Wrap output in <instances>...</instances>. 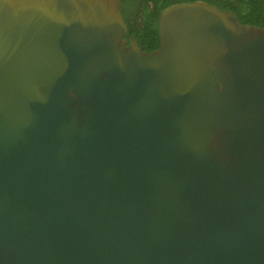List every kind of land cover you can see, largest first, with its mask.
I'll return each instance as SVG.
<instances>
[{"label":"water","instance_id":"water-1","mask_svg":"<svg viewBox=\"0 0 264 264\" xmlns=\"http://www.w3.org/2000/svg\"><path fill=\"white\" fill-rule=\"evenodd\" d=\"M121 1L0 0V264H264V27Z\"/></svg>","mask_w":264,"mask_h":264},{"label":"trees","instance_id":"trees-1","mask_svg":"<svg viewBox=\"0 0 264 264\" xmlns=\"http://www.w3.org/2000/svg\"><path fill=\"white\" fill-rule=\"evenodd\" d=\"M193 0H132L135 9L133 20L128 18L125 2L121 13L128 28L143 50L158 48L159 33L157 19L160 11L173 3ZM220 9L232 10L241 23L264 27V0H203ZM140 19V20H139Z\"/></svg>","mask_w":264,"mask_h":264},{"label":"flooded vegetation","instance_id":"flooded-vegetation-1","mask_svg":"<svg viewBox=\"0 0 264 264\" xmlns=\"http://www.w3.org/2000/svg\"><path fill=\"white\" fill-rule=\"evenodd\" d=\"M132 0H122L121 1V7L123 8V4H124V2H125V6H126V11H127V16H128V18H130L131 20H133L134 19V17H135V9L133 8V4H132V2H131ZM140 20V19H139ZM132 34H129L128 33V30H127V33H126V35H125V38H127V39H129V37L131 36Z\"/></svg>","mask_w":264,"mask_h":264}]
</instances>
